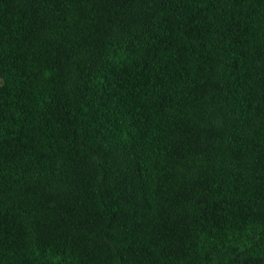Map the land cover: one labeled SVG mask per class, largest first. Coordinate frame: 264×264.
I'll list each match as a JSON object with an SVG mask.
<instances>
[{
    "label": "trees",
    "instance_id": "trees-1",
    "mask_svg": "<svg viewBox=\"0 0 264 264\" xmlns=\"http://www.w3.org/2000/svg\"><path fill=\"white\" fill-rule=\"evenodd\" d=\"M0 264H264V0H0Z\"/></svg>",
    "mask_w": 264,
    "mask_h": 264
}]
</instances>
